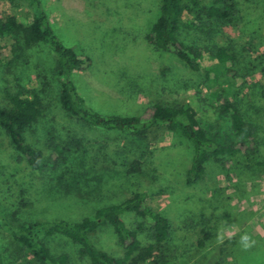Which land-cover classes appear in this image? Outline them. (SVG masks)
Segmentation results:
<instances>
[{
  "label": "rangeland",
  "instance_id": "374dc122",
  "mask_svg": "<svg viewBox=\"0 0 264 264\" xmlns=\"http://www.w3.org/2000/svg\"><path fill=\"white\" fill-rule=\"evenodd\" d=\"M42 1L61 40L92 60L74 76L90 107L104 114L134 116L155 101L189 103L210 135L227 144L234 137L220 102L211 94L219 90L231 101L252 94L259 99L254 105L261 108L256 117L258 109L248 105L258 149L249 155L224 156L222 163L209 162L204 178L189 184L193 146L179 131L158 127L136 138L79 122L59 104L60 84L48 47L23 46L10 70L0 65V106H7L6 88L43 91V117L25 137L45 158L39 171L31 170L0 129V210L9 213L21 207V217L29 221L78 222L101 207L144 192L147 205L170 223V235L152 264H264V0H229L236 9L229 23L209 19L206 10L184 16V24L194 25L188 45L225 48L236 56L235 65L229 66L236 75H225L222 69L215 88L207 86L204 70L193 72L147 43L161 0ZM6 13L23 24L31 17L25 2L15 6L0 2V15ZM10 43L2 41L9 50ZM212 64L205 61L204 67ZM55 143L67 149L72 145L77 153L56 170L50 166V145ZM135 161L141 163L137 172L132 171ZM80 172L86 176L76 181L73 174ZM27 203L31 206L23 207ZM123 219L131 229L141 222L131 214ZM140 240L144 246L151 243L147 230ZM94 241L123 256L111 228L102 227ZM46 242L54 256L65 253L70 264H90L68 239L57 236ZM0 244L9 255L18 250L5 235ZM10 263L37 264L28 254Z\"/></svg>",
  "mask_w": 264,
  "mask_h": 264
},
{
  "label": "trees",
  "instance_id": "16d2710c",
  "mask_svg": "<svg viewBox=\"0 0 264 264\" xmlns=\"http://www.w3.org/2000/svg\"><path fill=\"white\" fill-rule=\"evenodd\" d=\"M0 2H8L12 6L25 2L31 12L28 24L20 22L12 13L0 15V65L10 70L16 62L18 51L23 46L26 48L47 46L55 59L54 74L60 84L59 104L66 114L79 122L91 128L128 133L136 138H143L158 127L179 131L193 146V157L187 171L189 184L197 183L204 178L209 162L222 163L224 156L249 155L258 149L257 128L253 124L254 118L248 105L251 109H258L259 112L254 113L256 117L260 114L261 108L255 106L259 99L253 98L252 94H246L242 98L238 95L233 101L222 97L219 90L211 94L220 102L221 113L224 114L234 137L227 144L219 143L215 136L210 135L198 117L196 109L189 103L155 101L143 109L141 114L134 116L104 114L95 110L87 104L74 80L75 74L90 67L92 60L79 54L61 40L43 1L0 0ZM196 10H206V17L222 23L231 22L236 14L235 6L229 0H161L159 16L146 35V41L156 51L175 56L191 71L204 70L207 86L215 88L219 83V77L224 75L222 69L226 70L225 75H236L229 67L235 65L236 56L225 48L213 50L187 44L186 40H190L191 27L194 25L184 24L183 18L186 14L192 15ZM5 39L12 44L10 50L8 45L2 44ZM205 61L213 64L206 68ZM42 93L43 91L34 89L12 92L6 88L4 99L7 106H0V129L33 171L41 169L45 154L30 144L25 134L36 127L43 117L45 107ZM76 143L80 145L79 142ZM50 147L52 149L50 166L54 170L77 154L72 151V145L68 149L60 143ZM140 165L139 161H135L132 171H139ZM84 176L85 173L81 172L73 174L76 181L78 177ZM30 206L28 203L23 205L26 208ZM21 214V207L9 213L0 210V240L5 235L18 248L9 255L8 248H3L0 244V264H11L10 261H18L26 254L37 264H70L67 254L54 256L46 242L57 236L77 245L80 248V256L87 258L90 264H152L157 260L159 247L170 235L168 219L147 205V194L144 192H136L120 203L101 207L78 222L64 219L29 221L23 219ZM129 214L141 219L136 228L131 229L126 225L123 218ZM102 227L113 230L123 249L122 257L102 249L95 243L94 236ZM145 230L151 240L147 246L140 240V234ZM204 236L205 239L210 237L207 232ZM204 245L205 240L200 241V246Z\"/></svg>",
  "mask_w": 264,
  "mask_h": 264
}]
</instances>
